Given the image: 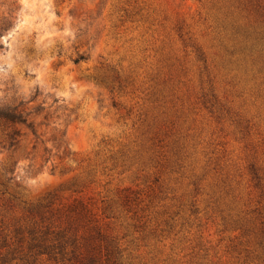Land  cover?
<instances>
[{
	"label": "rangeland",
	"instance_id": "obj_1",
	"mask_svg": "<svg viewBox=\"0 0 264 264\" xmlns=\"http://www.w3.org/2000/svg\"><path fill=\"white\" fill-rule=\"evenodd\" d=\"M3 16L0 264H264V0Z\"/></svg>",
	"mask_w": 264,
	"mask_h": 264
},
{
	"label": "trees",
	"instance_id": "obj_2",
	"mask_svg": "<svg viewBox=\"0 0 264 264\" xmlns=\"http://www.w3.org/2000/svg\"><path fill=\"white\" fill-rule=\"evenodd\" d=\"M9 25V19L7 16H3L0 18V30L5 29ZM81 57L80 59H82ZM80 59H77L78 62ZM22 103L16 104V103H1L0 104V126H6V127H12V129L8 132H6V138L13 142L16 139V136L19 135L18 130L15 126L17 125H25L28 127L31 132L35 135V137L38 136L37 129L35 128L34 124L28 122V118L24 115V110L21 109ZM36 247H39L40 250L44 253H51L53 249H55V246L51 245H41L37 244Z\"/></svg>",
	"mask_w": 264,
	"mask_h": 264
}]
</instances>
